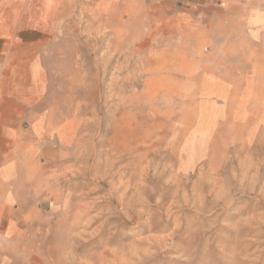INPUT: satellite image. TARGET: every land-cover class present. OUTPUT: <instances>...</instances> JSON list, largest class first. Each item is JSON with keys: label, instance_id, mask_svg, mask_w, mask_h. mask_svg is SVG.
Listing matches in <instances>:
<instances>
[{"label": "rangeland", "instance_id": "374dc122", "mask_svg": "<svg viewBox=\"0 0 264 264\" xmlns=\"http://www.w3.org/2000/svg\"><path fill=\"white\" fill-rule=\"evenodd\" d=\"M2 204L0 264H264V0H0Z\"/></svg>", "mask_w": 264, "mask_h": 264}, {"label": "crops", "instance_id": "0c3cea01", "mask_svg": "<svg viewBox=\"0 0 264 264\" xmlns=\"http://www.w3.org/2000/svg\"><path fill=\"white\" fill-rule=\"evenodd\" d=\"M178 49V54L182 55V54H188V57L191 58V55L193 56H198L199 54H201L202 50L204 49L201 46H195V47H183V49ZM185 51V52H184ZM205 51H207V53H205L203 55V58L199 61L195 60L194 62V66L196 65V70L197 72H199L200 70H202L204 73L207 74H211V75H215L216 71V67L220 66L223 63L222 59L228 61L229 56L233 57L234 54H238V49H235V51H230V48L228 46H226L225 48L222 49L223 52V56L219 57L220 60L218 59H214V53H213V49L210 47H205ZM221 52V53H222ZM213 64L216 65L215 69L213 68ZM212 79V78H210ZM11 172V171H10ZM13 192V189H9L7 190V192L4 194L7 198V200H9V198L11 197V193ZM6 205H1L0 208L5 207ZM7 216L11 217V222H10V226L9 229L11 230V228H13V226H15L17 224V221H19L20 219V215L18 213L11 215L10 213L7 214L6 216H4L3 214L0 215V220L3 221V219H5ZM4 233L1 231L0 232V236L3 235Z\"/></svg>", "mask_w": 264, "mask_h": 264}, {"label": "bare ground", "instance_id": "6f19581e", "mask_svg": "<svg viewBox=\"0 0 264 264\" xmlns=\"http://www.w3.org/2000/svg\"><path fill=\"white\" fill-rule=\"evenodd\" d=\"M174 180V179H173Z\"/></svg>", "mask_w": 264, "mask_h": 264}]
</instances>
